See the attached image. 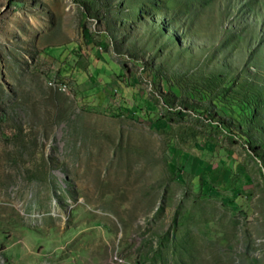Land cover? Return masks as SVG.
Returning a JSON list of instances; mask_svg holds the SVG:
<instances>
[{"label": "rangeland", "instance_id": "374dc122", "mask_svg": "<svg viewBox=\"0 0 264 264\" xmlns=\"http://www.w3.org/2000/svg\"><path fill=\"white\" fill-rule=\"evenodd\" d=\"M0 264H264V0H0Z\"/></svg>", "mask_w": 264, "mask_h": 264}, {"label": "trees", "instance_id": "16d2710c", "mask_svg": "<svg viewBox=\"0 0 264 264\" xmlns=\"http://www.w3.org/2000/svg\"><path fill=\"white\" fill-rule=\"evenodd\" d=\"M102 46V45H101Z\"/></svg>", "mask_w": 264, "mask_h": 264}]
</instances>
